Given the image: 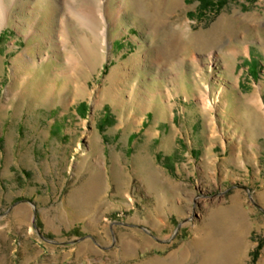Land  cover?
I'll return each instance as SVG.
<instances>
[{
	"label": "rangeland",
	"instance_id": "rangeland-1",
	"mask_svg": "<svg viewBox=\"0 0 264 264\" xmlns=\"http://www.w3.org/2000/svg\"><path fill=\"white\" fill-rule=\"evenodd\" d=\"M7 2L0 264H264V0Z\"/></svg>",
	"mask_w": 264,
	"mask_h": 264
},
{
	"label": "bare ground",
	"instance_id": "bare-ground-1",
	"mask_svg": "<svg viewBox=\"0 0 264 264\" xmlns=\"http://www.w3.org/2000/svg\"><path fill=\"white\" fill-rule=\"evenodd\" d=\"M104 0H61L62 5L65 9V13L62 16L61 26V39L67 43L70 40V29L68 22L71 18L79 19L85 27L89 30H95V21L106 22L108 19L106 7L103 2ZM17 0H11V3H16ZM12 5L7 0H0V30L4 27L10 19V11ZM117 17L121 15V9L117 12ZM35 30V27H33ZM29 31V34H34ZM96 34L102 37L104 42H107L108 29L106 27L102 29H96ZM73 56V55H72Z\"/></svg>",
	"mask_w": 264,
	"mask_h": 264
},
{
	"label": "trees",
	"instance_id": "trees-1",
	"mask_svg": "<svg viewBox=\"0 0 264 264\" xmlns=\"http://www.w3.org/2000/svg\"><path fill=\"white\" fill-rule=\"evenodd\" d=\"M223 1L224 0H219L217 2H214L213 0H200V6L204 7V12L208 13L210 11L211 8H214V11H218L219 8H221L223 6ZM251 2H254L255 0H250ZM80 106L84 107L85 103H81ZM260 247V246H259ZM256 255L254 254V257L257 256V251L255 252Z\"/></svg>",
	"mask_w": 264,
	"mask_h": 264
},
{
	"label": "water",
	"instance_id": "water-1",
	"mask_svg": "<svg viewBox=\"0 0 264 264\" xmlns=\"http://www.w3.org/2000/svg\"><path fill=\"white\" fill-rule=\"evenodd\" d=\"M36 217V213H34V218Z\"/></svg>",
	"mask_w": 264,
	"mask_h": 264
}]
</instances>
